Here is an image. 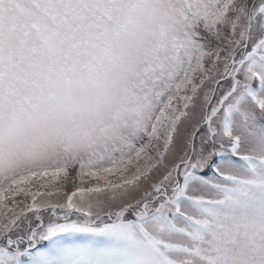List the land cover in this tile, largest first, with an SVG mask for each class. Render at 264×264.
Wrapping results in <instances>:
<instances>
[{
  "label": "snow or ice",
  "instance_id": "snow-or-ice-1",
  "mask_svg": "<svg viewBox=\"0 0 264 264\" xmlns=\"http://www.w3.org/2000/svg\"><path fill=\"white\" fill-rule=\"evenodd\" d=\"M0 264H264V0H0Z\"/></svg>",
  "mask_w": 264,
  "mask_h": 264
}]
</instances>
